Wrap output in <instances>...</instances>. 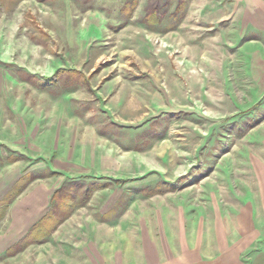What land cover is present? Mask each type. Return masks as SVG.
I'll return each instance as SVG.
<instances>
[{
	"label": "rangeland",
	"instance_id": "1",
	"mask_svg": "<svg viewBox=\"0 0 264 264\" xmlns=\"http://www.w3.org/2000/svg\"><path fill=\"white\" fill-rule=\"evenodd\" d=\"M168 228L264 264V0H0V264H170Z\"/></svg>",
	"mask_w": 264,
	"mask_h": 264
},
{
	"label": "crops",
	"instance_id": "2",
	"mask_svg": "<svg viewBox=\"0 0 264 264\" xmlns=\"http://www.w3.org/2000/svg\"><path fill=\"white\" fill-rule=\"evenodd\" d=\"M17 206H18L17 209L28 207L26 214H24L23 216L13 215L14 229H12V232L18 231L16 237L20 241L25 237V235H27L28 231L31 230V228L38 221L37 218L35 217L41 214L42 205L40 200L33 198L32 200L28 199V201L25 202L24 204H20V205L18 204ZM126 227L128 228V226ZM168 229H170L168 231V236L166 237L167 239L166 246L167 248H169L167 250L168 253L162 252L161 254L173 255L172 262L170 264H174L175 262L176 264H231L232 259L231 257L230 259H228L227 252H224L223 250H219V249L215 250L214 247L212 246L213 244L210 239L204 240L198 238L195 241L188 240L187 244H185L184 241L181 242L179 241L178 243H175L174 240L175 237L172 234H169V232H172L171 231L172 228H168ZM114 237H115V233H113V237L108 235L107 240L106 237L104 236V233L101 237L98 235L97 246L98 249L103 247L102 254L105 255V251L110 252V247L112 245L117 244L119 248H122L120 250H123L122 264H169L168 261L171 260L168 259V261L166 262L163 259H162L163 262L153 261L154 258L158 257L157 254L160 253L157 250L153 252L155 255L152 253L153 249H151L150 247L153 248V246L155 245V242L153 241L152 238L151 239L147 238V241L144 242V246L142 245L143 246L142 252H138L137 250L138 244L136 238H130V237L125 238V236L123 238L122 235L120 236V238H118V240H116V238ZM8 238L9 237L7 235L0 234V253H3L8 248L6 247V245L9 244ZM161 238H162L161 240L162 243L160 244V246L164 245L163 244L164 236H162ZM101 239L103 241H101ZM157 246L158 245H156V247ZM150 253H152L151 258L149 256ZM99 254H101V252ZM139 254L142 256H140ZM97 257L98 260L100 259V261L101 259H103L102 255L101 257L99 255ZM255 264H263V263H255Z\"/></svg>",
	"mask_w": 264,
	"mask_h": 264
}]
</instances>
